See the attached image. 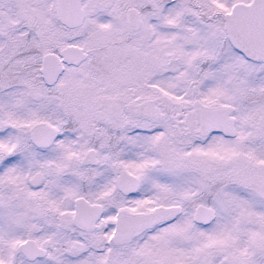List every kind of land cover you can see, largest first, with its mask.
Returning a JSON list of instances; mask_svg holds the SVG:
<instances>
[{"label":"rangeland","instance_id":"1","mask_svg":"<svg viewBox=\"0 0 264 264\" xmlns=\"http://www.w3.org/2000/svg\"><path fill=\"white\" fill-rule=\"evenodd\" d=\"M105 1L84 0L82 25L67 28L56 19L54 0H0V251L11 255L9 264H171V250L190 264H264V95L258 99V92L264 91L263 63L226 46V59L197 72L196 49L201 47L203 30L183 22L198 18L196 14L183 6L184 19L174 21L164 40L147 41L148 30L133 36L126 31L124 14L134 0H109L108 9ZM137 1L142 5L144 0ZM226 1L232 5L250 0ZM158 14L144 13L146 19H157ZM101 16L105 25L98 23ZM216 29L209 26L205 31L217 34ZM210 38L203 39L209 49L214 42ZM109 42L112 45L99 50ZM67 44L90 52L83 62L85 70L83 65L71 69L49 87L39 72L41 57L58 53ZM190 45L194 51L188 55ZM158 90H167L177 101L235 106L236 135L225 139L213 134L204 147L209 152L202 153L189 150L185 140L169 144L168 130L152 141L153 158L137 154L132 169L147 183L155 182L156 199L167 202L177 194L192 204L179 221L112 247L102 235L105 220L87 232L73 225L74 195L68 197L48 181L39 188L29 185L47 151L34 148L28 129L36 122L62 124L69 114L89 116V108H105L114 101L129 107L132 95ZM198 195L217 211L205 228L191 221ZM148 203L144 199L138 208H147ZM26 238L45 247L46 256L18 257L17 245ZM138 241L146 244L140 253L135 250ZM180 245L183 249L178 251Z\"/></svg>","mask_w":264,"mask_h":264},{"label":"flooded vegetation","instance_id":"2","mask_svg":"<svg viewBox=\"0 0 264 264\" xmlns=\"http://www.w3.org/2000/svg\"><path fill=\"white\" fill-rule=\"evenodd\" d=\"M134 1L126 9L124 14V22L128 28L126 30L128 36L136 35L141 30H148L145 35L147 41H154L156 39L158 41H161V39L164 40L167 36V31L174 29V25H172L174 21L181 22L180 16L183 18L182 8L184 6L191 13L198 16V18L193 19L196 24L191 23L193 22L191 19L187 20L183 18L184 24L190 26L191 29L203 30L201 47L200 49H196L200 53L199 55L197 54L196 58V64L198 66L197 72H200L201 68L205 67V65L214 63L215 60L226 59V46L227 48L231 46L229 36L224 28V15L231 9V5L226 0H154L152 2H145L144 0L142 5H138L139 1ZM111 4L112 2L106 0L104 7L108 9ZM131 9H135L137 12L136 18L138 17L139 23L136 28L135 20L130 22L133 26L128 21V13ZM144 13L159 14L157 19L154 16L146 19ZM99 19L100 21L98 23L100 25H105L107 22L104 16L99 17ZM199 23L203 26L199 27ZM209 26L217 27V34L206 32L205 30ZM150 30H154V32L152 33ZM207 35L211 37L210 40L214 41L211 49L204 46L203 39ZM112 43H105L98 48L99 50H104L112 45ZM186 48L188 50L190 49V52L188 51L186 53L191 55L194 48L191 45ZM87 52V58L78 64L64 63V68L57 80L48 86L51 87L56 84L65 72L71 69H80L82 65L84 66L83 62L88 60L90 53L89 51ZM81 70H85V66ZM149 91L135 97L132 95L133 101L129 107H124L122 104L119 105L118 102L114 101L105 108H89V116L82 117L80 115L78 118V116L69 114L66 121H63L62 124L56 125L55 123L47 122L58 130L55 139L47 147L37 146L29 140L36 150L47 151L44 153L47 155L45 160L41 161V165L29 177V185L33 188H39L45 181H48V184H55L60 190L68 193V197L74 195L71 199L72 215L75 209L74 202L78 198L85 200L91 205L100 206L101 214L94 226L100 221L105 220L106 225L102 235L105 236L106 240L110 239L112 247L130 244L138 238L141 239L140 237L145 233H150L158 227H166L179 221L186 214L189 205L192 204L191 202H187L188 198L177 194L172 200L167 202L160 201V198L156 199L153 195L155 182L147 183L137 171L132 169L135 167L137 154H142L146 158H153L154 153L151 149L154 143L152 141L156 137L165 134L168 130H170L169 144L172 145L175 142L185 140L189 143V150L195 152L202 151V153L209 152V149H204V147L209 146L208 143L211 141L210 138L213 134L218 133L226 139L233 138L225 137L220 132L215 131L201 135L198 124L190 126L185 122L187 112L192 108H183L176 105L178 102L184 103L189 100H174L169 96L167 90ZM164 95L170 97L171 104L166 105L163 102L162 97ZM146 99L152 100L153 106L156 109L155 111H157V116L150 117L138 111L137 104ZM80 113L82 112L80 111ZM78 119L83 120L81 124L78 123ZM78 145H81V147L78 148ZM44 165L49 167L48 170L44 169ZM36 173H40L41 177L39 183L34 186L30 184L29 180ZM47 173L49 174L47 175ZM150 176L152 178L155 176L158 178L156 173H151ZM134 177L137 178L138 186L136 190H131ZM161 182L164 183L163 181H158V183ZM141 191L145 197L138 198ZM49 195L51 197V194ZM201 198L203 197H199V195L196 198L197 202L191 213V221L196 226L205 228L216 219L217 211L209 203L202 202ZM144 199L149 201L146 205L147 208L139 209L138 206L141 205V201ZM173 205H179L181 207V212L173 220L162 221L133 237L130 241L113 243L112 234L114 223L119 211L148 212L159 207ZM198 205L211 207L215 213L214 219L206 224L194 221V212ZM182 225H184L183 222ZM77 229L84 232L90 230ZM145 246L144 241H138L135 245V250L140 253ZM177 249L178 251L182 250V245ZM170 252L172 254H170L169 258L174 259L171 264H190L188 259H182L180 255H177L176 250H171Z\"/></svg>","mask_w":264,"mask_h":264},{"label":"water","instance_id":"3","mask_svg":"<svg viewBox=\"0 0 264 264\" xmlns=\"http://www.w3.org/2000/svg\"><path fill=\"white\" fill-rule=\"evenodd\" d=\"M83 0H54L56 19L67 28H75L84 21ZM135 13V14H134ZM137 12L131 9L128 13L129 23L135 20V28L139 23ZM132 26L133 24L130 23ZM224 28L229 36L231 46L245 58L264 65V0L237 1L224 15ZM87 58V51L81 46L67 44L58 53L48 52L42 55L39 72L46 85L53 84L63 70V64H78ZM166 105L171 104L170 97H162ZM178 107L192 109L187 112L185 122L199 125V133L205 135L210 131L220 132L225 137L236 135V118L233 115L235 106L227 103L205 104L198 99L191 102L176 103ZM141 114L157 116L152 100H144L137 104ZM58 130L47 122H36L28 129L29 140L41 147L49 146L55 139ZM41 174H34L29 182L37 185ZM131 190L138 186L137 178H133ZM72 215L73 224L83 230L91 229L101 214L100 206L91 205L83 199H76ZM181 212L179 205L159 207L148 212L119 211L116 215L112 234L113 243L130 241L133 237L156 224L173 220ZM215 217L211 207L198 205L194 212V221L206 224ZM18 251L28 260L44 257L46 248L39 246L33 238H26L17 245Z\"/></svg>","mask_w":264,"mask_h":264},{"label":"trees","instance_id":"4","mask_svg":"<svg viewBox=\"0 0 264 264\" xmlns=\"http://www.w3.org/2000/svg\"><path fill=\"white\" fill-rule=\"evenodd\" d=\"M24 50V49H23ZM24 53H32V50H24L23 51ZM38 73V72H37ZM199 75H200V73H198V74H196L195 75V79L196 80H198L199 79ZM37 78H38V74H37ZM200 79H201V77H200ZM249 95L251 96V93H249ZM258 99H263L262 98V96L264 95V91H262V92H258ZM249 96V97H250ZM246 97H247V94H246ZM252 99V98H251ZM250 99V100H251ZM220 135V134H219ZM226 139V138H225ZM233 147H230V154H234V152H236V150L234 149ZM214 153L216 154L217 152L215 151V148H214ZM228 155H229V153H228ZM11 256V255H10ZM10 256L9 255H4L1 251H0V264H9V258H10ZM22 255L20 254V253H18V257H21ZM23 257V256H22ZM23 258H25V257H23ZM26 259V258H25ZM28 260V259H27ZM13 264V263H12Z\"/></svg>","mask_w":264,"mask_h":264}]
</instances>
